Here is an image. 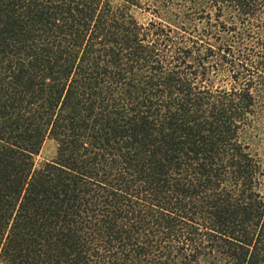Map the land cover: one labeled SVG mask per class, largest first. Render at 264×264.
Segmentation results:
<instances>
[{
    "label": "trees",
    "instance_id": "obj_1",
    "mask_svg": "<svg viewBox=\"0 0 264 264\" xmlns=\"http://www.w3.org/2000/svg\"><path fill=\"white\" fill-rule=\"evenodd\" d=\"M123 1L0 0V264H264V0Z\"/></svg>",
    "mask_w": 264,
    "mask_h": 264
},
{
    "label": "rangeland",
    "instance_id": "obj_2",
    "mask_svg": "<svg viewBox=\"0 0 264 264\" xmlns=\"http://www.w3.org/2000/svg\"><path fill=\"white\" fill-rule=\"evenodd\" d=\"M118 4H123V0H117ZM133 14L139 22L145 24L152 18V13L141 8L134 7ZM261 125L258 129L251 130L248 133L247 141L250 143L251 150L254 153L264 155V137L262 134ZM58 143L55 139L49 137L43 144L40 154L37 157V166L50 162L57 157Z\"/></svg>",
    "mask_w": 264,
    "mask_h": 264
}]
</instances>
